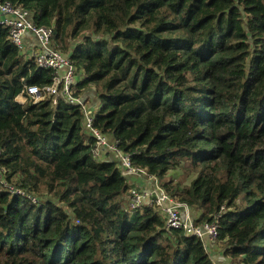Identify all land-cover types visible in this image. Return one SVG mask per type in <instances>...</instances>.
I'll return each instance as SVG.
<instances>
[{
  "label": "trees",
  "instance_id": "16d2710c",
  "mask_svg": "<svg viewBox=\"0 0 264 264\" xmlns=\"http://www.w3.org/2000/svg\"><path fill=\"white\" fill-rule=\"evenodd\" d=\"M9 1L56 30L80 93L94 85L95 127L160 179L195 173L162 185L218 220L225 256L264 264V0ZM51 81L0 26V264H215L159 212H128L78 106L16 102Z\"/></svg>",
  "mask_w": 264,
  "mask_h": 264
},
{
  "label": "built area",
  "instance_id": "2783aa9c",
  "mask_svg": "<svg viewBox=\"0 0 264 264\" xmlns=\"http://www.w3.org/2000/svg\"><path fill=\"white\" fill-rule=\"evenodd\" d=\"M0 26L8 30L10 43L26 59H32L39 68L52 73V81L48 86L44 88L30 86L26 93L17 97L16 102L22 107L28 106L29 99L33 104L49 100L53 108L62 103L78 106L83 114L84 130L95 141L94 158L98 161H107L103 160L101 153L104 155L112 153L116 157L121 176L131 185L126 195L128 212L134 214L147 207L159 212L168 229H180L184 231L185 235L197 238L203 242L209 253L210 244L219 241L218 220L212 223H196L192 209L171 195L156 174L134 166L130 155L118 150L114 138L105 135L95 127V108L87 104L85 97L78 89L84 72L77 69L70 61L69 56L55 46L56 30L53 27L37 26L32 13L15 6L9 0H0ZM28 34L35 40V45L27 40ZM24 53H28L30 56ZM2 158L3 151L0 149V167L6 170L2 166ZM5 173L7 172L5 171ZM5 177L0 176L3 179ZM134 181L145 182L147 188L134 185ZM11 189L13 193L21 194L20 190H15L13 187ZM31 199L37 203L36 198Z\"/></svg>",
  "mask_w": 264,
  "mask_h": 264
},
{
  "label": "crops",
  "instance_id": "0c3cea01",
  "mask_svg": "<svg viewBox=\"0 0 264 264\" xmlns=\"http://www.w3.org/2000/svg\"><path fill=\"white\" fill-rule=\"evenodd\" d=\"M27 40H29L34 45L36 44L35 40L33 39V37L30 34L27 35ZM83 93H84V97H85L87 104L91 105L93 108H97L99 101H98L96 90H94L92 88H88ZM111 140L113 141V138H111ZM113 159H114V161H116V157L114 155H112V153H109L107 158H104L103 160L112 161ZM133 184L136 186L142 187V188H147L146 183L142 182V181H134ZM193 213H194L193 215L197 218V213L194 211H193ZM219 243L221 245L220 246L221 249H220V247H216L214 244H210L209 254H210L213 262L215 264H233L234 260L225 256V254H223V251L221 254H218V251L222 250V248H223V244L221 242H219Z\"/></svg>",
  "mask_w": 264,
  "mask_h": 264
},
{
  "label": "rangeland",
  "instance_id": "374dc122",
  "mask_svg": "<svg viewBox=\"0 0 264 264\" xmlns=\"http://www.w3.org/2000/svg\"><path fill=\"white\" fill-rule=\"evenodd\" d=\"M75 44V42H74ZM56 46V44H55ZM25 55L27 56H30V54L28 53H24ZM79 78V77H78ZM92 89L95 90V87L94 85L91 86ZM82 95L84 96V93H82ZM99 101V104L97 106V108H95V111L94 113H96L97 110H99L102 106H103V103L98 99ZM101 156L104 158H107L108 155H104L101 153ZM115 159V158H114ZM113 159V160H114ZM6 170H3L1 167H0V176H3L5 177V175L8 173H5ZM196 174L195 173H192V172H185V171H182V170H178V171H175V172H170L168 173L166 176L162 177L161 179L158 177V179L160 180L161 183H168L169 181H174V183H182L183 186H189L191 184V182L194 180ZM5 184V183H4ZM6 185V184H5ZM5 187V186H4ZM7 187V186H6ZM39 197V196H38ZM216 247H220V243L219 241L215 242L214 244ZM221 249V247H220ZM223 251V254H224V249L222 248V250H219L218 251V254H221ZM233 264H240L238 260L235 259V262H233Z\"/></svg>",
  "mask_w": 264,
  "mask_h": 264
}]
</instances>
